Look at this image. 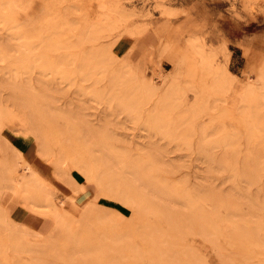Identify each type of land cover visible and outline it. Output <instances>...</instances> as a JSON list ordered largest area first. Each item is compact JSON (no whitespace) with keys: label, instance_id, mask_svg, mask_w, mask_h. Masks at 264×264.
Instances as JSON below:
<instances>
[{"label":"rangeland","instance_id":"obj_1","mask_svg":"<svg viewBox=\"0 0 264 264\" xmlns=\"http://www.w3.org/2000/svg\"><path fill=\"white\" fill-rule=\"evenodd\" d=\"M116 4L117 7H123V14L120 17L117 16V14L112 15L113 18L110 20L109 26L113 27V30L110 33L111 37H109V40L105 42L103 41V37L97 39V41L89 40L90 38L88 37V35L86 36L85 33L86 28L83 25L84 22H86V20L88 22H91V20H93L91 17L95 18L94 21H96V18L104 21L106 19V16H108L110 12L107 10V8L113 9L114 6L116 7ZM68 5H71L68 9V11H72L71 14L67 13L68 11H65ZM0 7L3 8V13L7 12L6 14H8L9 16L8 18H10V20L12 21L7 23L0 22V43H4V41L11 44L16 43L13 38L10 39V32L12 31L11 28L16 24L18 25V27H23L24 25L26 28V34L28 35L29 32L31 34L29 35L32 37L39 38L41 36L48 41L49 39L53 38V36H50L54 34L50 31H55L60 32V35L64 38L68 39L69 37L68 40H70L71 43H75V45L73 44L71 45L72 47H70L72 48V50L68 48L69 46L67 47L68 50L61 49L63 53L59 51L60 49H58V51H55L52 48H49V46H47V43L45 45V48L49 51L47 52L45 49L39 47L41 39H39V41L38 39L33 38L31 41V50H24L20 52L13 50L8 51L5 59H0L1 87H3V85H6L7 80V82L10 81L11 83L14 81L15 83H17V85H20L22 83L32 84L33 88H35V90L33 89L32 91H36L33 94L30 91L32 87L26 86L30 89H23L25 91H21L20 87L18 89H15V87L17 88V85H12L14 83L13 82L11 85L14 88V93L12 94L14 96H17L18 94L17 97H19L18 99L20 100H23L25 98L24 101H26L27 105H29L28 103H30L31 101L30 96H35V94L38 92L39 94H36L38 97L40 94L44 93L41 92L43 90L46 91L45 95H47L48 97L47 101L52 102L47 103L51 104V109L54 110V112H57L56 110H60L62 106V108L66 107L64 112L62 111L61 113L60 110L59 113H56L57 120L55 118L54 124L57 122L55 124L57 126H55V129H58L59 132L63 128L65 130L66 128H68L69 130H71L70 132H68L69 130H63L61 131V133H58L57 130L54 129V124L52 125V127H49L51 122L49 125L47 121L45 123L43 121L39 122L40 131L42 130V134L44 135V137L48 138L47 142L49 148L47 147V150L50 149L49 154H52L51 156H53L54 160H61L63 162L62 159H64V162L66 161L67 164L66 162L63 163L67 168L70 166L71 160L75 159L72 164H76V161H78V159H82L83 161V157L87 158L88 154L85 152V148L81 147V142L77 139L79 138V136L77 137L78 131H76V133L75 131H73L76 135L71 133L73 127L65 125L61 120L62 118H59L61 117V114H63L65 118L71 119L75 116V114H77L78 117L83 116V119H88L90 120V122H93L94 126L96 125L104 128L105 132L103 134H105V136L103 137L106 139L101 138L103 139V144L108 141L109 143L107 142V144L105 145L109 148H113L121 154L123 161L122 164H120L122 166H129L130 164L142 167L143 165H146V162H148L147 156L151 154L161 156V160L163 159V161H165L164 163H166L165 165H167V167L164 166L165 169H168L165 170L164 167H162V169L159 168L157 170H154V173L152 174H150L151 172L149 171L150 173H146L144 177L145 179H151L153 177L152 180L154 182H156L157 179L158 184L156 185H159L161 188L165 186V183L174 187L175 190L167 191L169 192V194L173 193V196L175 194V200L179 203L184 204L183 207L185 206L188 214L192 212H195L196 214L198 212V214L202 216L200 220L204 219V221L208 222L211 219V221H213L215 224H218V226H221L223 224L221 228L223 227L224 229L222 228V230H224V233H227L229 230L231 232V225L226 222L223 223V218H226L228 216L226 218L228 219L231 217V213L235 212V215L232 214V220H238L239 222L241 221V223H243L242 227L244 226L243 229L245 231L246 228H251L252 230L253 227V230L255 229L254 231H256L255 233L258 234V239L264 242V208H262L264 207V150L262 149L263 147H261L263 151L259 147L264 143L262 141V143L260 144L261 138L264 139V137H262L261 134L256 135V137L258 136L257 138L250 135V137H252L248 138L247 141V136H244L246 133H243L246 131V129H242H244V125L248 126L249 124L250 126L251 124L247 120V124L242 125V122H240V120H237L239 117L238 114L240 110L244 108V105L240 103L235 94L237 84L240 82H244L246 76L249 75L252 81L256 83L255 85L258 87V92L262 93V95L264 96V79L261 81H258L257 79V74L260 71L259 61L264 56V0H0ZM84 7L86 8V10H83ZM63 23L68 24V30L63 25ZM45 29H47L48 33H51H49V39H46L44 37L47 36V32L45 31ZM24 32L22 33L24 34ZM44 32L46 33L45 35ZM15 33L16 32H14V35H16ZM19 33L21 34V32ZM72 34L76 36H73ZM60 35L59 33H56L54 34V37L58 36L60 38ZM7 36L9 37V39L4 40L7 39ZM37 40L39 41V43ZM161 44L168 45V51L166 53H163L159 50L161 48ZM192 44H195V46H201L202 48L206 49L207 56L212 59V63L214 65L221 66L224 64L225 60H227V65L229 66L231 71H234L233 73L238 77L233 82V84L214 89L211 88L212 86L210 84H212V82L209 75L201 76L199 73H196V75L194 74L190 76L191 78L187 76L188 70L191 72V70L193 71L192 68L194 67V71L196 72V68H198L197 63L199 61V57L195 54L194 49L191 48ZM223 45H225L226 48L230 50L227 56L224 48H222ZM13 46H16V44ZM13 46L11 45V49ZM99 46L101 47V49L98 48ZM16 47L13 48L16 50L18 49V47ZM32 48L34 50H32ZM154 48H156L159 52L157 50H154ZM36 51L38 52L35 53ZM173 53H175V57L174 55H172ZM44 54L45 56L43 57H45L46 59L48 58L47 60L51 59V62L60 61L58 60L59 57L61 59H64L61 62L55 63L54 68L50 66L46 67L45 65L40 64V62L43 61V57H41V55ZM38 55L41 59H39ZM80 55L84 56L83 60L87 59V56L90 59L88 65L85 63V68L82 67V64L78 61V59H82ZM171 55L176 59L177 64H181V67L183 66V72L177 77L176 83L178 82V85L177 88H175L176 92L174 91V94H167V97L165 99L167 100L168 98L167 102H160V90H163L162 88L168 87L170 81V78L168 76L174 70V66L169 61ZM36 56L38 57V59L36 58ZM67 57H69L70 60L72 59L73 63L71 62L72 60H68ZM149 57H151V60H149ZM89 59H87L86 61L88 62ZM29 61L30 63H28ZM58 65H60L61 67ZM74 65H76V68L74 67ZM80 67L84 68V70L82 68L79 69ZM190 67L191 70L188 69ZM133 68L136 71L138 81L143 76L145 77V79H148V77L150 78V76L152 78L154 77L153 73L159 71L166 74V78L168 77V81L166 80L161 82V78L155 79V84H158V87L163 86L162 88H158V91L160 92H158V94L154 93L155 95L151 94L150 97L148 95H146V97H142L144 93L141 92L142 89H140L139 87L138 81L134 76V72L131 71ZM88 69L92 71L89 73V75L85 74L89 72H87ZM115 73L116 76H114ZM192 73L193 72H191V74ZM196 77L198 80L196 79ZM201 77L204 78V80ZM3 79L7 80L5 81ZM199 80L201 83L202 81H205V83L200 84V82H198ZM21 86L24 87V85ZM36 86H38V90H36ZM199 87H203V91H199L202 90ZM2 90V94H5V98L6 95H8V92L7 90ZM26 90L30 93L29 95H27L28 93L26 92ZM50 91L52 94L50 93ZM53 91L55 93H53ZM24 92L27 93L25 96L23 95ZM129 92H131V95L129 94ZM199 92H202V94H200ZM139 96L141 97L139 98ZM42 97L43 99L46 98L43 95ZM133 97L135 98V100ZM27 99L29 100V102L27 101ZM109 99L112 100L109 101ZM108 101L110 103H108ZM117 101H120L121 104L125 105L127 109H124L125 106H123V109L125 111L122 110V107L121 111L119 109L121 104H118L119 102L117 103ZM133 105L134 107L132 108ZM161 107L163 108V110H160ZM126 110H128V112ZM130 110L131 112H129ZM162 111L166 113L164 114V112ZM70 113L73 115L72 117H70ZM14 115L15 112H13L12 109H10L8 112L5 107L0 108V137L3 136L9 144V147L12 150L17 151L22 158L23 167L25 168L23 170L21 169V175H23L25 179H29L30 184L35 187H37L38 185L43 189L45 185H52L54 188H56V190H58V193H54L52 195L53 202H56L52 203L56 206H59L60 202V206L58 207L59 211L60 208L62 211V208L65 207L64 211L68 209L69 212H67L68 210L65 212L69 215L71 210L69 208H72V211L79 210L77 211V215L71 212L73 217L70 215L69 218L74 221V227H76V229L77 227L80 228V226L83 224L84 228L81 226L83 228V231L82 229L80 231L78 229V231L79 233H82L80 234L82 238L84 237L86 240H92H90V242L88 241V243H90L88 245L93 244L90 247H94L93 249H89L92 251L91 254L94 250L98 253L101 247L103 248V250L101 249L103 252H100L104 253L105 250V252H108L110 255L112 254L111 256L116 257L121 254L130 255L132 251L129 250L134 251L135 249H140L141 252H143L144 250V252H146V249H148L150 243L152 242V239H148L151 242H143L145 241L142 239L144 236L141 238L139 236L140 233L145 234L147 227L150 230L153 228V226L157 228L158 226H160L161 231L165 229V233L170 229L167 228L169 227L168 225L165 227V225L168 223H163L164 221L158 219V216H156L155 214L154 218L152 215L153 212H151L150 209H143L145 208V206H142L143 204L140 206L135 204H128L125 206L121 201L116 199L119 195L117 194V191L120 190L121 192L122 190L119 188L120 185H113L115 179H117L116 177L113 178L114 176H112L111 179L112 181L114 180L112 183V187L114 186L113 188L111 187L110 190H106V192L104 189H109V187H106L107 185H104V188L102 189L103 191L100 190L99 192V190H97L96 186L91 183V181L85 179L84 175L81 173L80 168L77 167V165L80 166L79 163L82 162L81 160H79L80 162L76 166L74 165L75 169H73L72 165L70 166L73 171L72 169H70V167L68 168V170H71H69L70 173L65 168V170H67L66 172L68 173L66 175H63V182L61 183L59 179H57L59 175L56 174V171L54 170L55 168L49 162L43 159L40 154H38V145L35 138H33V136L29 134L28 130L25 127L24 129L21 128V123H19L20 121L18 122L15 118L16 116L14 117ZM77 116H75L74 118H77ZM156 121L158 124L155 125ZM163 121L165 122V126L162 125L164 124ZM243 122L245 123L246 121ZM159 123L161 125H159ZM106 125L107 127H105ZM46 126L48 127V129H51L48 130ZM54 134H56V136H54ZM77 141L79 142L77 143ZM258 142L260 145L258 144ZM74 144H80V146ZM20 150L23 151L28 157L22 155ZM79 153L80 156L78 155ZM70 154L72 155L70 156ZM66 158L70 159H67L70 164L67 160H65ZM28 159L31 161L34 159L36 161H39L40 164L46 166L49 173H51L49 177H47L51 179L50 182H47L46 178L42 176L40 172L37 171V169H35V167H33L29 163ZM257 163L258 166L256 165ZM120 164L116 166L117 171L120 172V169H122L121 172H124L125 170L127 171V169L124 170L123 167H120ZM252 164L254 165V167L255 165L256 167H259V171L256 167V170H254V167L252 168ZM118 166L120 168H117ZM245 169H249V172L254 170L253 172L255 177L252 176V172V174H247L248 176L243 175L245 174L244 172L248 173V171H246ZM242 171L244 172L242 173ZM243 176H247L248 180ZM250 180L252 181L250 182ZM245 181H249L250 184L249 182L246 183ZM10 184V189L14 191H20L18 184L13 181ZM105 184L107 183L105 182ZM181 185H183L182 188L185 189V191L190 192L192 196L191 199H179L180 193L183 192V189L180 188ZM233 185H235V187ZM244 185H247L246 188ZM210 186L212 188V190H210L212 192V195L209 191V189H211ZM71 187H74V189ZM114 188L115 191H113ZM236 188L239 189V191H236ZM215 189H217L216 192L221 191V194H226L227 197V193L231 195L232 192V197L235 196V198L241 199L244 202L242 203L241 200V202H237L238 210L236 209L229 211L228 209H224L219 204V201L217 203H214L215 200L211 201L212 196H214V194L216 193L214 192ZM245 189H247L250 194ZM81 190L84 191V194H75L74 200L76 201V205H74L75 203L73 201V198L68 195H72V192H83ZM109 191L111 193L107 194L109 193ZM30 193H33V191H30L29 194ZM102 194L104 196H102ZM204 195H209L211 199L209 197H205ZM226 196H224L223 199H225ZM247 196H250L252 200H255V202L253 203L255 206L252 207L254 209L253 212L257 214H251L255 218H252L253 216L251 217V215L249 214L251 208L248 209V207L250 206L252 200L249 201L250 204L248 206L246 203L250 198L247 200ZM253 196H255V198ZM65 198L66 200L64 201ZM214 198L217 197L214 196ZM67 200L70 202H68ZM64 202L65 204H61ZM34 203L32 204V211L26 210L25 208H23V206H21V204L18 203H13L9 207H6L2 216L3 222L5 223V225H14L16 229L24 231L28 235L26 237L27 241L32 242L31 244L35 246L36 249H34V255H39V257L37 256V258L41 259L40 257L42 256V259L46 261V259L51 258V256H56L54 257L56 259L58 256H60L61 259H63V261L65 262L64 257L66 256V247L64 244H67V242L66 238L64 237V233H62V231H56L55 222H53L52 219L47 215L48 207L46 203ZM216 204H218L219 207H217ZM210 206H212V209ZM256 206H260L261 209L259 207L258 209ZM85 207L94 212L90 213V210L89 212L88 210L86 211ZM94 207L98 208L95 209ZM137 207H139V209ZM140 207L142 208V210H144V213H146L145 211H147L145 215L143 213L141 214L142 210L140 209ZM255 207L259 212L255 210ZM192 208L196 210H192ZM246 208L249 211L246 212ZM93 209H95L96 211ZM204 210L205 213L207 211L208 214L213 210L214 215L207 216L208 214H205ZM64 211L62 212L64 213ZM236 211L239 216L236 214ZM66 213H64V215H66ZM224 213H226L227 215H225ZM228 214L230 215V217ZM193 215L191 217H193ZM101 216H103L105 219ZM214 216L215 218H213ZM235 217L238 218L233 219ZM137 218H139L141 221L139 219L137 221ZM99 221H104L105 225L103 223L100 224ZM139 221L140 223L142 222L141 225L138 224V229L141 230L140 233L137 229V223ZM143 221H146V223H143ZM156 221L158 222V226L154 225L157 224ZM86 224L87 226H85ZM152 224L153 226L151 228ZM215 224L213 227H215ZM5 225L0 222V246H4L2 244H6L7 239H9L5 236L8 235L10 237L11 235L15 234H11L12 232H10V229L13 228ZM88 226L90 227L89 230H87ZM5 227L7 228V231ZM85 227H87V229ZM110 229L113 232H111ZM135 229H137V234L134 233ZM131 230L133 231V234ZM159 230H157L158 233ZM8 231L10 235L7 233ZM128 231L130 238H127L126 242L124 243L123 241H125L127 237L126 235H128ZM153 231H155L154 228ZM110 232L112 233V235L114 232V235L121 232L116 235V239L119 238V241L113 239L114 243L117 246L112 244L113 240L111 242V240H109V237L106 238V240L104 239L106 236L111 235ZM147 232L150 235V232ZM230 232H228L227 234H230ZM105 233H109V235ZM165 233L161 232L159 233V235L157 234L158 238L157 236L155 238L152 233L153 239L155 238L157 239V241L158 239H162L166 242H164V245H161L162 241L160 240L161 242L159 243V246L161 245L163 246V248L165 245H167L168 241L170 242V245H172V241L175 242L176 240L171 239L173 237H177L174 236L175 233L173 234L171 230L168 232L170 233L169 235ZM99 234L100 237L102 236L101 238H98ZM131 234L133 236H131ZM148 234L146 233L145 236H148L147 238H150ZM154 234L156 235V233ZM34 235L35 237L37 236L39 240H37ZM52 235L56 236L52 237ZM104 235L105 237L103 238ZM112 235L111 237L113 238L114 236ZM166 235L168 236L167 239H165ZM221 236H223V238ZM170 237L172 238L170 239ZM224 237L226 236L220 235L219 240L224 243L227 253L230 252V254L232 255H234L235 253H239V255L237 254L235 256V258H237L238 260H236L237 262H235L234 264H252L253 262L254 264H264V251H257L255 253L257 257L253 260H243L241 259L243 256L249 257V255L252 254V246L242 240L239 241L238 238L240 239L241 237L237 235L235 236V241L237 243L235 241H232V244L229 245V243H227V239H225ZM33 239H36V241H34ZM85 239L84 243H82L83 241H80L82 245H86ZM104 240L109 241L107 243ZM56 241H58V244L56 243ZM102 242L104 245L102 244ZM117 242L120 244V246H118L119 244ZM59 243L62 244L60 245ZM122 243L123 245H121ZM185 243L189 246L190 249H196L206 257L204 264H220L218 258L216 261V255L214 256L215 253L213 254V251L211 252L208 244L206 242H203L201 238L194 235H187V237L185 238ZM235 243L240 244L234 245ZM98 244H100V248L97 246ZM134 244L136 248H134ZM42 245H44L45 247L43 248ZM69 245L70 244L68 242V247L66 249H69L71 247ZM88 245H86L85 247L87 251V248H89L87 247ZM113 248H115L114 251ZM119 248L122 249L120 250ZM172 248L174 247L172 246ZM172 248H170V251L166 249L167 252L164 251V253L166 252L169 254L170 252L172 253V251H175V249ZM2 249L5 250L4 247ZM2 249H0V251ZM8 251L9 250L7 249L6 252H0L1 262L3 259H6V261L9 262L12 261L13 256H11ZM59 251H64L65 254L59 253ZM115 252L118 254V256ZM173 253L171 255H174ZM179 255L181 254H178L177 251L174 256L177 258ZM240 255L242 256L241 258ZM23 256L26 259L28 258L25 255ZM175 257H173V259ZM54 258L53 260H55ZM178 258H181V256H179ZM48 259L47 261L50 264H52V262L53 264L64 263L62 262V260H60V262L59 260L53 261L51 260L52 258L50 259V261ZM173 259L168 262L170 264H177V262L178 264H180V262L181 264H190L186 258L180 260L178 259V261H176L177 259H174L173 261ZM160 264L163 263L160 262Z\"/></svg>","mask_w":264,"mask_h":264},{"label":"bare ground","instance_id":"obj_2","mask_svg":"<svg viewBox=\"0 0 264 264\" xmlns=\"http://www.w3.org/2000/svg\"><path fill=\"white\" fill-rule=\"evenodd\" d=\"M60 1H64V0H60ZM70 6L71 5H68V7L65 9V11H68V9L70 8ZM122 8V9H121ZM117 7V4H116V7L114 6L113 7V9H108L107 8V10L108 11H110L109 12V14H108V16H106V19L104 20V21H102V20H99V19H97L96 18V21H94L95 20V18H93V17H91L93 20H91V22H88L87 20H86V22H84V27L86 28V36L88 35V37L90 38L89 40H92V41H97V39H99V38H104L103 39V41H108L109 40V37H111V31L113 30V27H111V26H109V23H110V20L113 18L112 17V15H114V14H117V16H121L122 14H123V7ZM83 10H86V8L84 7L83 8ZM3 11V8H1L0 7V22H10L11 20H10V18H8L9 16H8V14H6V13H3L2 12ZM67 13H69V14H71L72 13V11H68ZM164 13H165V11H164ZM93 14V13H92ZM91 14V15H92ZM86 17V16H85ZM95 17V16H94ZM85 20V19H84ZM90 21V20H89ZM12 22V21H11ZM82 22V21H81ZM83 23V22H82ZM16 24V23H15ZM63 25L66 27V29L68 30L69 28H68V24L67 23H63ZM39 27H40V25H39ZM43 27V26H42ZM29 28V27H28ZM12 31L9 33L10 35V39L11 38H13L14 39V41H16V46L18 47V49H14L13 47H16V46H13V45H15V44H11V43H6L4 40H8L9 39V37L7 36V39H4L3 41H4V43H0V59H2V58H4L5 59V56H7V53H8V51H24V50H31V41H32V39L33 38H36V37H32V36H30L31 34L28 32V35L26 34V28H25V26L23 25V27H18V25L16 24V25H14V26H12ZM15 29V30H14ZM30 29V28H29ZM36 29V28H35ZM16 32L15 34L16 35H14V32ZM25 31V32H24ZM28 31V30H27ZM45 31L47 32V29H45ZM19 32H21V34H23L22 32H24V34L23 35H21ZM37 32V31H36ZM50 32H53L54 34H58L59 33V35H60V32H55V31H50ZM49 32V33H50ZM132 32V31H131ZM39 33H40V31H39ZM48 32H47V36H44L46 39L49 37V35L51 34H49ZM79 33V32H78ZM35 34V33H34ZM36 34H38V33H36ZM46 33L44 32V35H45ZM54 34L53 35H51L50 37H52L53 36V38H51V39H49L48 41L47 40H45L43 37H39V38H36V39H41V41H40V48H42V49H45L47 52H49L46 48H45V45L48 43V45L47 46H49V48H52L53 50H55V51H58V49H60L59 51H61V49H64V50H68V48H70V47H72L71 45H75V43L74 42H70V40H68L69 39V37H68V39L67 38H64L63 36H61L60 35V38L57 36V37H54ZM43 35V34H42ZM73 36H76V35H74V34H72ZM78 36V35H77ZM81 36V35H80ZM83 36V35H82ZM137 36V35H136ZM135 36V37H136ZM79 37V36H78ZM116 37V36H115ZM134 37V36H133ZM138 37V36H137ZM62 38V39H61ZM85 38V37H84ZM2 39V38H1ZM12 39V40H13ZM35 40V39H34ZM37 40V41H38ZM101 40V39H100ZM3 41H1V42H3ZM10 41V40H9ZM13 41V42H14ZM39 41H38V43H39ZM72 41V40H71ZM84 41V40H83ZM102 42V41H101ZM103 43V42H102ZM35 44V43H34ZM11 45L13 46L12 47V49H11ZM33 45V44H32ZM36 45H37V43H36ZM198 45H199V43H198ZM69 46V47H68ZM16 47V48H17ZM35 47V46H34ZM33 47V48H34ZM38 47V46H37ZM63 47H65V48H63ZM68 47V48H67ZM161 48L159 49L161 52H163V53H166L167 51H168V45L167 44H161V46H160ZM32 48V50H34ZM99 49H101V47L99 46L98 47ZM102 48H103V46H102ZM191 48L192 49H194V52H195V54L199 57V61H198V68H196L197 70H196V72L194 71V67L192 68L193 69V71L191 70V67L190 68H188V69H190L191 70V72H193L192 74H191V72L188 70V74H187V76H192V75H196V73H199L201 76H205V75H209L210 76V78H211V82H212V84H210L212 87L211 88H214V89H217V88H221V87H223V86H228L229 84H233V82L236 80V78H238L237 77V75L236 74H234L232 71H231V69L229 68V66L227 65V60H225V62H224V64L223 65H221V66H218V65H214L213 63H212V59L209 57V56H207V53H206V49H204V48H202L201 46H195V44H192V46H191ZM222 48H224V50H225V52H226V56H227V54H228V52H230V50L228 49V48H226V46L225 45H223L222 46ZM71 50H72V48H70ZM76 49H77V47H76ZM63 50V51H64ZM94 50V49H93ZM104 50V49H103ZM154 50H157L156 48H154ZM85 51V50H84ZM106 51V50H105ZM158 51V50H157ZM32 52V51H31ZM30 52V53H31ZM38 51H36L35 53H37ZM62 52V51H61ZM159 52V51H158ZM23 53V52H22ZM27 53V52H26ZM34 53V52H33ZM51 53V52H50ZM63 53V52H62ZM74 54V53H73ZM66 55V54H65ZM71 55V54H70ZM172 55H174V57H175V53H173ZM170 56V58H169V61L172 63V65L174 66V70L169 74V84H168V87H166V88H162L161 86V88L163 89V90H160V91H158V88H160V87H158L157 85L158 84H155V79H158V78H161L162 80H161V82L162 81H168V77L166 78V74H164V73H162L161 71H159V72H156V73H153L154 74V77H152L151 78V76H150V78L148 77V79H145V77L143 76L142 78H140L139 79V81H138V77H137V75H136V71H135V69L133 68L131 71H133L134 72V76L136 77V79H137V81H138V84H139V87H140V89H142L141 90V92L142 93H144L143 94V96L142 97H146V95H148L149 97L151 96V94H154V93H157L158 94V92H160V95H159V100H160V102L162 101V102H167L168 101V98H167V100H165L166 99V97H167V94H174V91H175V88H177V83H176V80H177V77L179 76V75H181L182 74V72H183V66L181 67L180 65L181 64H177L176 63V59L173 57V56ZM43 56H45V54L44 55H41V57H43ZM59 56H61V55H59ZM68 56H69V54H68ZM87 56V55H86ZM34 57V56H33ZM38 57H39V55H38ZM38 57L36 56V58L38 59ZM80 57L82 58L81 60H79L78 59V61L82 64V67H84V65H85V63L88 65V63L90 62V59L88 58V56H87V59H89V61L87 62L86 60L87 59H84L83 60V58H84V56H81L80 55ZM156 57V56H155ZM154 57V58H155ZM36 58H34V59H36ZM68 58V60H70L69 59V57H67ZM76 58V57H75ZM74 58V59H75ZM86 58V57H85ZM151 57H149V60H151L150 59ZM33 59V58H32ZM39 59H41L40 57H39ZM48 59V58H47ZM45 57H43V61H41V62H43V63H41L40 62V64H42V65H45L46 67L47 66H50V67H52V68H54V66H55V63H58V62H61L64 58H58V60H60V61H55V62H51L50 60H47ZM228 59V58H227ZM25 60V59H24ZM57 60V59H56ZM72 60V59H71ZM70 60V61H71ZM77 60V59H76ZM31 61V60H30ZM30 61L28 62V63H30ZM75 61V60H74ZM72 63H73V60L71 61ZM76 62V61H75ZM99 62V61H98ZM124 62V61H123ZM63 63H64V61H63ZM92 63V62H91ZM16 64V63H15ZM75 64V63H74ZM158 64V63H157ZM259 67H260V71L258 72V74H257V79H258V81H261V80H263L264 79V56L261 58V60L259 61ZM26 65V64H25ZM30 65V64H29ZM57 65V64H56ZM90 65V64H89ZM91 65H93V64H91ZM102 65V64H101ZM35 66V65H34ZM58 66H60V65H58ZM119 66V65H118ZM124 66V65H123ZM196 66V67H197ZM17 67V66H16ZM23 67V66H22ZM61 67V66H60ZM74 67L76 68V65H74ZM79 67V66H78ZM77 67V68H78ZM82 67H80L79 69H81ZM88 67H91V66H88ZM106 67V66H105ZM154 67V66H153ZM156 67V66H155ZM40 68V67H39ZM75 68H73V69H75ZM85 68V67H84ZM84 68H82L83 70H84ZM112 70H114V69H112ZM157 70V69H156ZM61 71V70H60ZM79 71V70H78ZM89 71V72H88ZM158 71V70H157ZM80 72V71H79ZM78 72V73H79ZM87 72L88 73H85V74H87V75H89V73L90 72H92V71H90V69H88L87 70ZM95 72V71H94ZM112 72V71H111ZM126 72V71H125ZM81 73H82V70H81ZM118 73V72H117ZM7 74V73H6ZM5 74V75H6ZM121 74H122V72H121ZM153 74H152V76H153ZM190 74V75H189ZM78 75V74H77ZM120 75V74H119ZM126 75V74H125ZM11 76H12V74H11ZM110 76H112V75H110ZM114 76H116V73H115V75ZM16 77V76H15ZM66 77V76H65ZM64 77V78H65ZM116 78V77H115ZM191 78V77H190ZM202 78V77H201ZM208 78V77H207ZM81 79V78H80ZM83 79V78H82ZM110 79V78H109ZM108 79V80H109ZM112 79V78H111ZM117 79H118V77H117ZM180 79V78H179ZM196 79H197V77H196ZM203 80H204V78H202ZM256 79V80H257ZM3 80H5V79H3ZM7 80V79H6ZM5 80V81H6ZM116 80V79H115ZM198 80V79H197ZM2 81V80H1ZM5 81H3V82H5ZM8 81V80H7ZM6 81V85H3V83H2V85H3V87H1V84H0V108H3V107H5L7 110H8V112H9V110L10 109H12L13 110V112H15V115H14V117L16 118V120L19 122V123H21L20 125H21V128L22 129H24V127L28 130V132H29V134L30 135H32L33 136V138H35V140H36V142H37V145H38V154H40L41 155V157L43 158V159H45L47 162H49L55 169V171H56V174H58L59 175V177L57 178V179H59V181L62 183L63 182V179H62V177H63V175H66L68 172H69V170L70 169H72L70 166L72 165V167H73V169H75L74 167L80 162L79 160H81L82 161V159H78V161H76L77 163L75 164H72V162H74V160L75 159H73V160H71V164H70V162L67 160V159H69V158H66L65 160H67L68 162H69V164H70V166L69 165H67V166H69L70 167V169L68 170V168L69 167H67L66 168V165L64 164L65 162H64V159H62L63 160V162L61 161V160H54L53 159V156H51L52 154H49V150H47V147L49 148V145H48V142H47V140H48V138H46V137H44V135L42 134V130L40 131V121H43L44 123L47 121L48 122V125L50 124V122H51V124L49 125V127H52V125L54 124V122H55V118L57 117L56 116V113H59V111L62 113V111L64 112L65 111V108L66 107H64V108H60V110H56L57 112H54V110H52L51 109V104L50 103H47V102H51V101H47V95H45V92L46 91H41V92H44L43 94H40L38 97H37V95L39 94L38 92L35 94V96H30V103H28L29 105H27V102L26 101H24V99L21 101L20 99H18L19 97H17L18 96V94H17V96H14L12 93H14V91H13V86L12 85H14V86H16L17 85V83H15L14 81V83L12 84L10 81L9 82H7ZM80 81V80H79ZM83 81V80H82ZM81 81V82H82ZM158 81V80H157ZM210 81V80H209ZM26 82V81H25ZM87 82V81H86ZM135 82V81H134ZM176 84H175V83ZM198 82H200V80L198 81ZM30 83V82H29ZM42 83V82H41ZM164 83V82H163ZM202 83H205V81H202ZM201 82H200V84H202ZM12 84V85H11ZM16 84V85H15ZM26 83H22V84H18L17 85V88L15 87V89H18L19 87L21 88V91L23 90V89H30V88H28V87H26V86H30V87H32V89L30 90L31 92H32V94L34 93V92H36V91H32L33 89L35 90V88H33V85L32 84H26ZM39 84H40V82H39ZM256 83L255 82H253L252 81V79H251V77L249 76V75H247L246 76V78L244 79V82H240V83H238L237 84V89H236V96H237V98L239 99V101H240V103L242 104V105H244V108L242 109V110H240V112H239V117H238V121L240 120V122H242V125L243 124H247V122L249 121V123L251 124L250 126H249V124H248V126H246V125H244V129H242V130H245L246 129V131L245 132H243V133H246L244 136L247 138V141H248V138H251L252 136H255L256 137V135H258V134H261L262 135V137H264V96L262 95V93H260V92H258V87L255 85ZM21 85H24V87H26V88H24L23 86H21ZM128 85V84H127ZM164 85V84H163ZM210 85H209V87H210ZM205 86V85H204ZM203 86V87H204ZM23 87V88H22ZM201 88V87H199L200 89H202V90H199V91H203V89L204 88ZM206 87V86H205ZM45 88H47V87H45ZM134 88V87H133ZM2 89H4V90H7V92H8V95H6V97L4 98V95L2 94ZM50 89V88H49ZM179 89V88H178ZM210 89V88H209ZM36 90H38V86H36ZM129 90V89H128ZM23 91H25V90H23ZM133 91V90H132ZM6 92V93H7ZM18 92V91H17ZM26 92H27V90H26ZM135 92V91H134ZM176 92V91H175ZM5 93V92H4ZM16 93V92H15ZM19 93H20V91H19ZM28 93V94H27ZM27 93H25L24 92V96L27 94V95H29L30 93L29 92H27ZM50 93H51V91H50ZM53 93H55L54 91H53ZM59 93V92H58ZM57 93V94H58ZM136 93V92H135ZM138 93V92H137ZM147 93V94H146ZM150 93V94H149ZM200 94H202V92H199ZM52 94V93H51ZM129 94L131 95V92H129ZM128 94V95H129ZM42 95L44 96V97H46V98H44L43 99V97H42ZM127 95V96H128ZM133 95V94H132ZM155 95V94H154ZM126 96V95H125ZM141 96H139V98H140ZM134 98V97H133ZM127 99V98H126ZM141 99H143V98H141ZM149 99V98H148ZM49 100V99H48ZM51 100V99H50ZM112 100V99H111ZM110 99H109V101H111ZM116 100H118V99H116ZM134 100H135V98H134ZM158 100V101H159ZM23 101H24V104H23ZM27 101L29 102V100L27 99ZM108 101V103H110ZM124 101V100H123ZM141 101V100H140ZM119 102V103H118ZM131 102V101H130ZM134 102V101H133ZM52 103V102H51ZM117 103L118 104H121V102L120 101H117ZM141 103V102H140ZM159 103V102H158ZM117 104V105H118ZM132 104V103H131ZM147 104V103H146ZM145 104V105H146ZM122 105V106H121ZM120 105V110H121V107H122V110H124V109H127L126 108V106L125 105H123V104H121ZM130 105V104H129ZM154 105V104H153ZM56 106V105H55ZM123 106H125V108L123 107ZM139 106V105H138ZM156 106V105H155ZM158 106V105H157ZM53 107H54V105H53ZM78 107V106H77ZM76 107V108H77ZM134 107V105L132 106V108ZM243 107V106H242ZM57 108V107H56ZM118 108V107H117ZM124 108V109H123ZM153 108V107H152ZM151 108V109H152ZM64 109V110H63ZM135 109V108H134ZM154 109V108H153ZM158 109V108H157ZM163 110V108L161 107L160 108V110ZM174 109V108H173ZM67 110V109H66ZM77 110V109H76ZM121 110V111H122ZM140 110V109H139ZM159 110V109H158ZM5 111V110H4ZM125 111V110H124ZM127 112H128V110H126ZM154 111V110H153ZM152 111V112H153ZM166 111H168V110H166ZM71 112V111H70ZM129 112H131V110L129 111ZM151 112V111H150ZM162 112H164V111H162ZM166 112H164V114H165ZM75 114V113H74ZM79 114H80V112H79ZM150 114V113H149ZM155 114V113H154ZM64 115H66V114H64ZM70 115V117H72L73 115L70 113L69 114ZM152 115V114H151ZM156 115V114H155ZM154 115V116H155ZM163 115V114H162ZM63 116V114H61V117H59V118H62L61 120L63 121V123L65 124V125H68V126H70V127H73V129L72 128H70V129H72V132L71 133H73V134H75L76 133V131H78L77 132V137L79 136V138H77L80 142H81V147L83 148H85V152L88 154V156H87V158H85V157H83V161L82 162H80L79 164H80V166H78L77 165V167L78 168H80V170H81V173L84 175V177H85V179H87L88 181H91V183H93L95 186H96V188H97V190H99V192H100V190L101 191H103L102 189L104 188V185H107L106 187H109V189L108 188H106V189H104L105 191L106 190H110V188L112 187V183H113V181L111 180L112 179V176H114L113 178H117V179H115V181H114V183H113V185H116V184H118V185H116V186H119V188L120 189H122L121 190V192H120V190L119 189H117V190H119V191H117L116 193L117 194H119L117 197L118 198H116V199H118L119 201H121L125 206L126 205H128V204H135V205H142V206H145V208H143V209H150V211L151 212H153V217H154V214L156 215V216H158V219H161L162 221H164L163 223H165V222H167L168 224H166L165 225V227L168 225L169 227H167L169 230H167V234L169 235L170 233H168L170 230H171V232H173V234H174V236H177V237H170V239L171 240H176L175 242L174 241H172V245H170V242L168 241L167 242V245H165L164 246V248H163V246H161L162 244L164 245V240H162V239H158V241H157V239H155L156 238V236H157V234L159 235V233H161V232H163V233H165V229H163V231H161V229H160V226H158V222L156 221V223L157 224H154V225H156V226H158V228L157 227H155V226H153V224L151 225V228H152V226H153V228H154V230L155 231H157V230H159V233H158V231L157 232H155V231H153V228L152 229H148V227H147V229H146V233L148 234V232L147 231H149L150 232V235H149V237L150 238H147L148 236H145L146 235V233L144 234V233H140L141 232V230H139L138 229V224H142V222L140 223V219L139 218H137V221H138V219L140 220L138 223H137V229L139 230V233H140V237L142 238L143 236V240H145V241H143V242H147L148 243V239H152L151 241H149V242H151L150 243V245H149V247H148V249H146V252H141L140 251V249L138 250V249H135L134 251L133 250H129V251H132L131 252V254L130 255H125V254H121V255H119L118 256V254H117V256L118 257H116V256H111L108 252H105V250H104V253H102L103 251V248L101 247V249H100V251H102V252H100V251H98V253L94 250L93 251V253H95V254H91V250H89L91 247V245H93V244H91V245H88V244H90V243H88V241L90 242V240H86L84 237V239L86 240V245H88L87 247H89V248H87L88 249V251L86 250V245H82L81 243H80V241H83L82 243H84V239L82 238V236L80 235V234H82V233H79V231L82 229V231H83V224L80 226V228L79 227H77V229H76V227H74L75 225H74V221L71 219V218H69L70 217V215L72 216V214H71V212H73V214H76L77 215V211H79V210H77V211H75V210H73L72 211V208H69V207H66V208H69V209H71L70 210V214L68 215V213H66L65 211H67L68 209H66L65 211H64V208H62L63 210L62 211H64V213H66V215L68 216H66V215H64V213L61 211V208H60V211H59V209H58V207L60 206V202H59V206H56V205H54L53 203H55L56 201H54L53 202V198H52V195L54 194V193H58L57 192V190H56V188H54L52 185H45L44 187H43V189L42 188H40L38 185H37V187H35V186H33V185H31L30 184V180L28 179H25V177L23 176V175H21L22 173H21V169L23 170L25 167H23V160H22V158L20 157V155H19V153L17 152V151H14V150H12L10 147H9V144L7 143V141H6V139H4V137L3 136H1L0 137V222L3 224V225H5V223L3 222V220H2V216H3V213H4V210H5V208L6 207H9L10 205H12L13 203H18V204H21V206H23V208H25L26 210H30V211H32L33 210V203L35 202L36 204H39V202H41V203H43V204H45L46 203V205H47V207H48V211H47V215L52 219V221L53 222H55V228H56V231L57 232H61L62 231V233H64V237L66 238V242H67V244H64L65 245V247L67 248L68 246V242H69V246H71L69 249H66L65 247V253H64V251H59V253H62V254H65L66 256L64 257V260H65V262L63 261V259H61V257L60 256H58L57 257V259L56 258H54V257H56V256H51V258H47L49 261H50V259L51 260H53V258L55 259V260H62V262H64V263H66V264H122V263H124V264H160V262L161 263H163V264H170L168 261H170V260H172L173 259V257H175L174 255L176 254V252L178 251V254H181V255H179V256H181V258H178L179 260L180 259H183V258H186L188 261H189V263L190 264H204V261L206 260L205 258V256H203L198 250H196V249H190L189 248V246L185 243V238L187 237V235H194V236H197V237H199V238H201L202 239V241L203 242H206L207 244H208V246H209V248H210V250H211V252L214 254V256L216 255V261H217V258H218V261H219V263L220 264H234L235 262H237L236 260H238L237 258H235V256L238 254L239 255V253H235L234 255H232V254H230V252L229 253H227V250H225L226 248H225V245H224V243H222L220 240H219V237H220V235H224V236H226V237H224L225 239H227V243H229V245L230 244H232V241H235L236 240V235L237 236H239V237H241L240 239L238 238V240L240 241V240H242V241H244V242H247V243H249L251 246H252V254L251 255H249V257H247V256H241L240 255V258L241 259H243V260H249V259H254V258H256L257 256H256V252L257 251H264V242H262L261 240H259L258 238V234L257 233H255L256 231H254L253 230V227H252V230H251V228L250 229H248V228H246V231L243 229V227H242V225H243V223H241V221L239 222L238 220H232V217H233V215L232 214H234L233 212L231 213V212H229V213H231V217H230V215H229V217L230 218H228V219H226V218H223V223L224 222H226V223H228V224H230L231 225V232H230V228L228 229L229 231L228 232H230V234H227V233H224V230H222V228H221V226L223 225H219L218 226V224H215L213 221H211V219L207 222V221H204V219H202V220H200L201 218H202V216H200V214H198V212L195 214V212L193 213H190V214H188V212H187V209H185V206L183 207V205L184 204H182V203H179L178 201H176L175 200V194H174V196L172 195V194H169V192L168 191H171V190H175V188L174 187H172V186H170L169 184H164V182H163V184L165 185L163 188H161L159 185H156V184H158L157 182V179H156V182H154L153 180H152V178L151 179H145V175H146V173L148 174V173H150V174H152V173H154L153 171L154 170H157V169H159V168H161L162 169V167H164V166H166L167 167V165H165L166 163H164L165 161H163V159L161 160V156H156V155H153V154H151V155H149V156H147L148 157V162H146V165L144 166H136V165H130L129 164V166H127V165H125V166H122L121 164H122V161H123V159H122V156H121V154L119 153V152H117L116 150H114L113 148H109V147H107L105 144H107V142L105 143V144H103V139H101V138H104L103 136H105V134H103L105 131H104V128L103 127H101V126H94L93 125V122H90V120H86V119H83L82 117L83 116H81V117H78L77 116V114H75V116H77V118H74V117H72V119L71 118H65L64 116ZM126 116H127V113H126ZM165 116V115H164ZM156 117V116H155ZM166 117V116H165ZM150 118V117H149ZM160 118V117H159ZM45 121H44V120ZM152 119V118H151ZM56 120H57V118H56ZM155 120V119H154ZM153 120V121H154ZM248 120V121H247ZM243 121H246L245 123L243 122ZM100 122H102V121H100ZM164 122V121H163ZM18 123V124H19ZM57 123V122H56ZM55 123V124H56ZM154 123V122H153ZM161 123V122H160ZM159 123V125H161ZM18 124H17V126H18ZM53 125L54 126V129H55V126L56 125ZM103 124V123H102ZM156 124H158L157 123V121H156V123H155V125ZM162 125H164L165 126V122H164V124H162ZM104 126V125H103ZM158 126V125H157ZM246 126V127H245ZM20 127V126H19ZM57 127V126H56ZM105 127H107V125L105 126ZM152 127V126H151ZM154 127V126H153ZM46 128L48 129V127L46 126ZM155 128V127H154ZM51 128H49L48 130H50ZM75 129V130H74ZM78 129V130H77ZM45 130V129H44ZM43 130V131H44ZM55 130H57V132L58 133H61V131H63V130H65L64 128L59 132L58 131V129H55ZM66 130L68 131L69 129L68 128H66ZM65 130V131H66ZM71 130H69L68 132H70ZM73 131H75V133L73 132ZM156 131H157V129H156ZM160 131H162V130H160ZM251 132V133H250ZM250 133V134H249ZM46 134V133H45ZM72 134V135H73ZM1 135V134H0ZM76 135V134H75ZM107 135V134H106ZM250 135H252L251 137H250ZM54 136H56V134H54ZM76 137V136H75ZM94 137H95V139H94ZM258 137V136H257ZM256 137V138H257ZM260 138H261V136H260ZM260 138H258V139H260ZM81 139V140H80ZM104 139H106V138H104ZM263 138H261V142H260V144L262 143V141L264 142V139L262 140ZM58 140V139H57ZM102 140V141H101ZM111 140V139H110ZM79 141H77V143L79 142ZM94 141V142H93ZM105 141V140H104ZM252 141H253V139H252ZM47 142V143H46ZM109 143V142H108ZM257 144V143H256ZM258 144H259V142H258ZM259 144V145H260ZM74 145H78V144H74ZM200 145V144H199ZM226 145V144H225ZM78 146H80V144L78 145ZM77 146V147H78ZM202 146V145H201ZM74 147V146H73ZM117 147V146H116ZM228 147V146H227ZM260 149H261V147H263L262 149L264 150V143L263 144H261L260 146ZM79 148V147H78ZM81 148V149H82ZM202 148H204V147H202ZM261 149V150H262ZM64 150V149H63ZM77 150V149H76ZM258 150V149H257ZM262 150V151H263ZM63 152V151H62ZM155 152V151H154ZM255 152H256V150H255ZM64 153V152H63ZM202 153V152H201ZM206 153V152H205ZM263 153H264V151H263ZM207 154V153H206ZM65 155V154H64ZM72 154H70V156H71ZM76 155V154H75ZM79 156H80V153L78 154ZM231 155V154H230ZM249 155H250V153H249ZM67 156V155H66ZM133 156V155H132ZM252 157V156H251ZM244 158V157H243ZM250 158V157H249ZM70 160V159H69ZM250 160V159H249ZM254 161V160H253ZM217 162V161H216ZM121 163V164H120ZM66 164H67V162H66ZM82 164H83V166H82ZM118 164H120L121 166L120 167H123L124 168V170L125 169H127V171H129V172H127L126 170L124 171V172H121L122 171V169H120V172L119 171H117V169H116V166L118 165ZM75 165V166H74ZM253 165V164H252ZM257 166H258V163L256 164ZM256 165H255V167H256ZM119 166L117 167V168H120ZM240 167V166H239ZM243 167H245V166H243ZM254 167V165L252 166V168ZM255 167L253 168L254 170H256L255 169ZM65 168L68 170V172H66L67 170H65ZM257 168V170L259 171V167H256ZM261 168V167H260ZM73 169H72V171H73ZM77 169V168H76ZM164 169H165V167H164ZM166 169H168V168H166ZM165 169V170H166ZM229 169V168H228ZM119 170V169H118ZM235 170V169H234ZM246 171H248V173L247 172H244V171H242V173L244 172L245 174H243V175H247V174H252L253 173V177H255L254 176V170L253 171H251V172H249V169H245ZM71 171V170H70ZM115 171H117V172H115ZM145 171V172H144ZM150 171V172H149ZM257 171V172H258ZM118 172H119V174H118ZM70 173V172H69ZM127 175H126V174ZM119 175V176H118ZM126 175V176H125ZM256 175V174H255ZM248 176V175H247ZM247 176L246 177H244L245 179H247ZM240 178V177H239ZM243 178V179H244ZM165 179V178H164ZM244 179V180H245ZM255 179V178H254ZM231 180V179H230ZM243 180V181H244ZM248 180V179H247ZM252 180H253V178H252ZM252 180H250V182L252 181ZM15 182L16 184H18L19 185V188H20V191H14V190H12V189H10V183L11 182ZM58 181V180H57ZM111 181V182H110ZM161 181V180H160ZM105 182L107 183V184H105ZM168 182V181H167ZM246 182V181H245ZM247 182H249V181H247ZM246 182V183H247ZM250 182H249V184H250ZM160 184V183H159ZM163 184H162V186H163ZM248 184V185H249ZM204 186V185H203ZM234 187H235V185H233ZM245 186V185H244ZM247 186V185H246ZM246 186H245V188H246ZM250 186V185H249ZM114 187V186H113ZM112 187V188H113ZM183 187V185H181V189H183L182 188ZM71 188H73L74 189V187H71ZM210 188H211V186H210ZM238 188V187H237ZM236 188V191L238 190L239 191V189H237ZM73 189H72V191H73ZM180 189V190H181ZM203 189V188H202ZM241 189H242V187H241ZM248 189V188H247ZM247 189H245L246 191H247ZM168 190V191H167ZM207 190V189H206ZM210 190H212V188L211 189H209V191ZM30 191H33V193H30L29 194V192ZM81 191H83V190H81ZM113 191H115V188H114V190ZM183 192H181L180 193V195H179V199H181V200H186V199H191L192 198V196H191V194H190V192H187V191H185V189H183L182 190ZM208 191V190H207ZM214 191V190H213ZM217 191V189H215V191L214 192H216ZM107 192V191H106ZM211 192V191H210ZM214 192H213V194H214ZM242 192V191H241ZM240 192V193H241ZM248 192V191H247ZM102 193H104V192H102ZM111 192L109 191V193H107V194H110ZM199 193V192H198ZM219 193H220V195H219ZM222 192L220 191V192H216L215 194H214V196L215 197H217V198H214V196H212V199L209 197V195H204L205 197H209L210 199H211V201L212 200H215V202L214 203H217L218 201H219V204L224 208V209H228L229 211H231V210H238V208H237V202L238 201H240L241 199H237V198H235V196H233L232 197V192H231V195L230 194H228L227 193V195H228V197L226 196V194H221ZM249 194H250V192H248ZM196 194V193H195ZM207 194H208V192H207ZM112 195V194H111ZM114 195V194H113ZM211 195H212V192H211ZM221 197H219V196ZM231 196V198H230V196ZM236 195V194H235ZM242 195V194H241ZM252 195V194H251ZM102 196H104L103 194H102ZM173 196V197H172ZM224 196H226L225 197V199H223V197ZM243 196V195H242ZM219 197V198H218ZM246 197V196H245ZM248 197V196H247ZM254 198H255V196H253ZM104 198V197H103ZM202 198V197H201ZM240 198V197H239ZM250 198V199H249ZM105 199V198H104ZM243 199V198H242ZM249 199V200H248ZM66 200V198L64 199V201ZM177 200H178V198H177ZM206 200V199H205ZM209 200V199H208ZM247 205L249 206V204H250V200H252V198L249 196L248 198H247ZM68 201V200H67ZM242 201V200H241ZM240 201V202H241ZM256 201H257V199H256ZM260 201V200H259ZM53 202V203H52ZM68 202H70V201H68ZM67 202V203H68ZM207 202V201H206ZM244 201H242V203H243ZM255 202V200L253 199L252 200V202H251V204H253ZM34 203V204H35ZM118 203H120V202H118ZM121 203V204H122ZM244 203V204H245ZM264 203V202H263ZM57 204V203H56ZM61 204H65V202L64 203H61ZM74 204V203H73ZM180 204H181V206H180ZM212 204V203H211ZM245 204V205H246ZM250 204V206L248 207V209L249 208H251V213H250V211L249 210H247V208H246V212L247 211H249V214L251 215V214H257V213H254L253 212V207L255 206L254 204L253 205H251ZM256 204V203H255ZM74 205H76V204H74ZM201 205V204H200ZM217 205V207H219L218 206V204H216ZM257 205V204H256ZM70 206H72V205H70ZM93 206V205H92ZM94 206H96V205H94ZM130 206V205H129ZM146 206H148V207H146ZM196 206H198V205H196ZM253 206V207H252ZM63 207V206H62ZM76 207V206H75ZM193 207V206H192ZM202 207V206H201ZM211 207V209H212V206H210ZM257 208L259 207L260 209H261V207L260 206H256ZM256 207H255V210H256ZM95 209H97L98 207H94ZM129 208V207H128ZM138 209H139V207H137ZM187 208V207H186ZM215 208H216V206H215ZM258 208V209H259ZM262 208H264V207H262ZM79 209V208H78ZM95 209H93V210H95ZM140 209L142 210V208L140 207ZM189 209V208H188ZM194 208H192V210H193ZM203 209V208H202ZM258 209L256 210V211H258ZM85 210L87 211L88 210V212H89V210L90 209H88V208H86L85 207ZM141 210H140V212H141ZM194 210H196V209H194ZM210 210V209H209ZM213 210H214V206H213ZM213 210H212V212L211 213H209L208 214V212L206 211V213H205V210H204V213L205 214H208L207 216H211V215H214V213H213ZM76 213H75V212ZM81 211V210H80ZM96 211V210H95ZM144 210H142V212H141V214L143 213L144 215L147 213V211H145L146 213H144L143 212ZM149 211V212H150ZM190 211V210H189ZM211 211V210H210ZM209 211V212H210ZM227 211V210H226ZM60 212H62V213H60ZM67 212H69V210L67 211ZM87 212V213H88ZM92 212V210H90V213ZM94 212V211H93ZM92 212V213H93ZM98 212V211H97ZM148 212V213H149ZM219 212V211H218ZM245 212V213H246ZM253 212V213H252ZM259 212V211H258ZM87 213H86V215H87ZM228 213V212H227ZM240 213H242V212H240ZM239 213V214H240ZM244 213V212H243ZM85 214V213H84ZM84 214H82V215H84ZM97 214V213H96ZM99 214H100V211H99ZM98 214V215H99ZM139 214V213H138ZM193 215V217H191L192 215ZM225 215H227L226 213H224ZM236 214H237V211H236ZM85 215V216H86ZM94 215V214H93ZM151 215V216H152ZM191 215V216H190ZM235 215V214H234ZM238 215V214H237ZM79 216V215H78ZM88 216H89V214H88ZM206 216V217H207ZM219 216V215H218ZM239 216V215H238ZM242 216H243V214H242ZM253 215H251V217H252ZM259 216V215H258ZM73 217V216H72ZM101 217H103V216H101ZM107 217V216H106ZM245 217V216H244ZM257 217V216H256ZM100 218V217H99ZM104 218V217H103ZM141 218V217H140ZM155 218V217H154ZM208 218V217H207ZM213 218H215V216L213 217ZM236 218H238V217H235V218H233V219H236ZM249 218H250V216H249ZM252 218H255L254 216L252 217ZM93 219V218H92ZM105 219V218H104ZM107 219V218H106ZM157 219V220H158ZM264 219V218H263ZM96 220V219H95ZM110 220V219H109ZM154 220V219H153ZM84 221V220H83ZM108 221V220H107ZM111 221V220H110ZM97 222H98V220H97ZM146 223V221H143V223ZM217 222V221H216ZM82 223V222H81ZM84 223H86V222H84ZM99 223L100 224H104V221H99ZM133 223V222H132ZM218 223V222H217ZM225 223V224H226ZM113 224V223H112ZM136 224V223H135ZM134 224V225H135ZM214 224H215V227H213L214 226ZM221 224V223H220ZM227 224V225H228ZM6 225H8L10 228H13V229H10V232H12L11 234H13V233H15L14 235H11L10 237L7 235V236H5V237H7V238H9V239H7V241H6V244L4 243V244H2V245H4V246H0L1 248L0 249H2L3 247L5 248V250L4 249H2L1 251L3 252V251H7V249L9 250L8 252L10 253V255L11 256H13L12 258V261H6V259H3L2 260V262L0 263V264H50L48 261H47V259H46V261L44 260V259H42V256L40 257L41 259H39V258H37V256L39 257V255H34V253H35V250L34 249H36L35 248V246H33L31 243L32 242H30V241H27V234L24 232V231H21V230H18V229H16L15 228V226L14 225H12V226H10L9 224H6ZM5 225V226H6ZM105 225V224H104ZM114 225V224H113ZM112 225V226H113ZM133 225V226H134ZM139 225V226H140ZM7 226V227H8ZM85 226H87V224L85 225ZM110 226V225H109ZM108 226V227H109ZM115 226V225H114ZM132 226V227H133ZM145 226V225H144ZM147 226H148V224H147ZM111 227V226H110ZM263 227H264V223H263ZM6 228V227H5ZM86 229H87V227H85ZM113 228V227H112ZM115 228V227H114ZM125 228V227H124ZM123 228V229H124ZM149 228H150V226H149ZM157 230H156V229ZM60 231H59V230ZM78 229H79V231H78ZM90 229V227L88 226V229L87 230H89ZM105 229V228H104ZM122 229V228H121ZM137 229H135V231H134V233H136V230ZM140 229H141V227H140ZM224 229V228H223ZM248 229V230H247ZM14 232H13V231ZM142 230H143V228H142ZM227 230V229H226ZM6 231H7V228H6ZM91 231V230H90ZM96 231V230H95ZM110 231H111V229H110ZM123 231H125V230H123ZM132 231V230H131ZM151 231H152V233H153V236H155V242H154V239L152 238V233H151ZM161 231V232H160ZM5 232V231H4ZM56 232V233H57ZM79 233V235H78V233ZM88 232V231H87ZM104 232V231H103ZM111 232H113V231H111ZM110 232V233H111ZM8 234H9V231L7 232ZM89 233H91V232H89ZM88 233V234H89ZM115 233V232H114ZM114 233H113V235H112V233H111V235L112 236H114L113 238L111 237V235L110 236H106L105 237V235L103 236V238L106 240V238H108L109 237V240H111V242H112V240L113 239H115L116 241H119V238L118 239H116L117 238V236L116 235H118L119 233H121V232H119L118 234H115L114 235ZM131 233V232H130ZM154 233H156V235L154 234ZM165 233V234H166ZM6 234V233H5ZM4 234V235H5ZM59 234H61V233H59ZM87 234V233H86ZM105 234H107V235H109V233H105ZM128 235H129V231H128V233H127ZM132 234H133V231H132ZM131 234V236H133ZM137 234V233H136ZM164 234V235H165ZM173 234H172V236H173ZM10 235V234H9ZM57 235V234H56ZM55 235V236H56ZM93 235V234H92ZM91 235V236H92ZM95 235V234H94ZM103 235V234H102ZM122 235H125V234H122ZM128 235H126L127 237H126V239H125V241H123L124 243L126 242V240H127V238L129 239L130 238V235L128 236ZM135 235V234H134ZM142 235V236H141ZM51 236V235H50ZM49 236V237H50ZM55 236H53L52 235V237H55ZM137 236V235H136ZM171 236V235H170ZM34 237H35V235H34ZM100 237V234H99V236H98V238ZM102 237V236H101ZM100 237V238H101ZM110 237H111V239H110ZM139 237V238H140ZM167 235H166V238L165 239H167ZM222 238H223V236H221ZM32 238V237H31ZM35 238H37V236L35 237ZM64 238V239H65ZM88 238H89V236H88ZM102 238V239H103ZM140 238V239H141ZM157 238H158V236H157ZM160 238V237H159ZM163 238V237H162ZM1 239V238H0ZM61 239H62V236H61ZM132 239V238H131ZM221 239V238H220ZM224 239V240H225ZM244 239V240H243ZM5 240H6V238H5ZM34 241H36V239H33ZM37 240H39V238H37ZM43 240V239H42ZM51 240H52V238H51ZM104 240V241H105ZM108 240V241H109ZM123 240V239H122ZM147 240V241H146ZM162 242H161V241ZM169 240V239H168ZM65 241V240H64ZM92 241V240H91ZM101 241H103V240H101ZM108 241H105V242H107L108 243ZM121 241V240H120ZM129 241V240H128ZM141 241V240H140ZM238 241V242H239ZM42 242V241H41ZM46 242V241H45ZM58 241H56V243H57ZM62 242V241H61ZM110 242V243H111ZM132 242V241H131ZM130 242V243H131ZM161 242V247L159 246V243ZM175 244H174V243ZM236 242V241H235ZM99 243V242H98ZM106 243V244H107ZM118 243V242H117ZM127 243H129V242H127ZM126 243V244H127ZM133 243V242H132ZM146 243V244H147ZM157 243H158V245H157ZM166 243V242H165ZM237 243V242H236ZM234 244V245H238V244H240V243H238V244ZM48 244V243H47ZM53 244V243H52ZM58 244V243H57ZM57 244H56V246H57ZM60 245L62 244V243H59ZM102 244H103V242H102ZM105 244V245H106ZM112 244H114L115 246H117L115 243H114V240H113V242H112ZM119 244V243H118ZM125 244V245H126ZM95 245V244H94ZM99 245L100 244H98L97 246L99 247ZM104 245V244H103ZM111 245V244H110ZM109 245V246H110ZM121 245H123V243L121 244ZM37 246V245H36ZM39 246H40V244H39ZM52 246V245H51ZM96 246V245H95ZM108 246V247H109ZM118 246H120V244L118 245ZM172 246L174 247V248H172ZM240 246V245H239ZM42 247L44 248L45 246L44 245H42ZM48 247V246H47ZM46 247V248H47ZM50 247V246H49ZM63 247V246H62ZM99 247V248H100ZM133 247V246H132ZM167 247H169V248H167ZM37 248H39V247H37ZM41 248V247H40ZM42 248V249H43ZM56 248V247H55ZM94 247H92L91 249H93ZM134 248H136V246H135V244H134ZM144 248V247H143ZM170 248H172V249H175V251H172V253L174 254V255H171L172 253L170 252L169 254L168 253H166L167 252V250L166 249H168L169 251H170ZM58 249V248H57ZM112 249V248H111ZM114 249L115 248H113V251H114ZM120 250L122 249V248H119ZM118 249V250H119ZM171 249V250H172ZM55 250V249H54ZM67 250H68V253H67ZM107 250V249H106ZM119 250V251H120ZM0 251V252H1ZM90 251V252H89ZM118 251V252H119ZM164 251H166L165 253H164ZM43 252V251H42ZM46 252V251H45ZM44 252V253H45ZM121 252V251H120ZM119 252V253H120ZM126 252V251H125ZM211 252H209V253H211ZM47 253V252H46ZM107 253V254H106ZM208 253V254H209ZM53 254H55V253H53ZM109 254V255H108ZM168 254V255H167ZM258 254V253H257ZM23 255H25V256H27L28 258L26 259ZM61 255V254H60ZM210 255V254H209ZM208 255V256H209ZM232 257H231V256ZM170 256V257H169ZM172 256V257H171ZM213 256V257H214ZM230 256V257H229ZM46 257V256H45ZM50 257V256H49ZM59 258V259H58ZM171 258V259H170ZM176 257L174 258L175 260L177 259ZM174 259H173V261H174ZM178 259L176 260V261H178ZM5 260V261H4ZM55 260H53V261H55ZM242 260V261H243ZM58 261V262H59ZM173 261H171V262H173ZM183 261H185V260H183ZM187 261V262H188ZM8 262V263H7ZM57 262V261H56ZM61 262V261H60ZM167 262V263H166ZM64 263H62V264H64ZM52 264H53V262H52ZM57 264V263H56ZM58 264H60V263H58ZM177 264H178V262H177ZM180 264H181V262H180ZM241 264V263H240ZM249 264V263H248ZM252 264H254V262L252 263Z\"/></svg>","mask_w":264,"mask_h":264},{"label":"crops","instance_id":"obj_3","mask_svg":"<svg viewBox=\"0 0 264 264\" xmlns=\"http://www.w3.org/2000/svg\"><path fill=\"white\" fill-rule=\"evenodd\" d=\"M234 72V71H233ZM19 150V149H18ZM32 150H33V148H32ZM20 152L22 153V155H25L26 157H28L23 151H21L20 150ZM29 160V159H28ZM29 163L33 166V167H35V169H37V171H39L40 172V174L42 175V176H44L45 178H46V180H47V182H50V180L51 179H49V178H47V177H49V175L51 174V173H49V171L47 170V168H46V166L45 165H42V164H40V162L39 161H36V160H29ZM58 191V190H57ZM73 194L72 195H68V196H70V197H72L73 198V201H74V203L76 202L75 200H74V196H75V194L76 195H82V194H84V191L83 192H72ZM76 204V203H75ZM80 206V205H79ZM78 206V207H79Z\"/></svg>","mask_w":264,"mask_h":264}]
</instances>
